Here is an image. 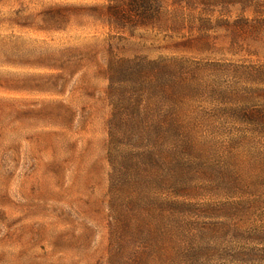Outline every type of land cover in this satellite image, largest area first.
Segmentation results:
<instances>
[{
    "label": "rangeland",
    "instance_id": "374dc122",
    "mask_svg": "<svg viewBox=\"0 0 264 264\" xmlns=\"http://www.w3.org/2000/svg\"><path fill=\"white\" fill-rule=\"evenodd\" d=\"M106 3L0 0V264H263L264 8L196 11L170 35L111 27ZM204 16L206 36L196 38ZM112 53L184 59L177 107L188 122L189 163L182 204L167 211V260L138 263L137 241L123 260L115 256ZM228 203L241 204L225 214Z\"/></svg>",
    "mask_w": 264,
    "mask_h": 264
},
{
    "label": "trees",
    "instance_id": "16d2710c",
    "mask_svg": "<svg viewBox=\"0 0 264 264\" xmlns=\"http://www.w3.org/2000/svg\"><path fill=\"white\" fill-rule=\"evenodd\" d=\"M106 1L101 6L102 15L111 27L150 25L170 35L186 28L196 11L206 15L213 9L235 6L244 10L264 8V0ZM199 15L196 14L198 20ZM241 20L250 22L247 18ZM208 21L205 16L200 20L196 38L206 36L204 27ZM226 24L229 26V21ZM183 65L184 59L176 56L140 59L108 55L105 75L111 103L107 121L109 186L113 192V233L120 246V255H115L120 256L118 262L124 259L122 249L133 241L142 243V251L134 255L138 263L142 257L167 260L173 254L172 248L162 243L163 236L169 235L165 223L168 212L182 204L177 190L189 163L188 122L177 107L187 88ZM258 114L264 119V111ZM240 204L228 203L220 211L233 213ZM223 225L220 231L226 229ZM131 261L136 264V259Z\"/></svg>",
    "mask_w": 264,
    "mask_h": 264
}]
</instances>
